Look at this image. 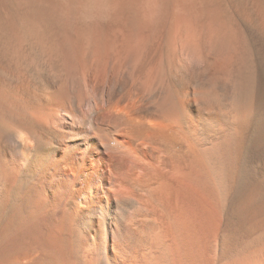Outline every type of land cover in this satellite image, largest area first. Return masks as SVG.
I'll use <instances>...</instances> for the list:
<instances>
[{
  "label": "bare ground",
  "instance_id": "bare-ground-1",
  "mask_svg": "<svg viewBox=\"0 0 264 264\" xmlns=\"http://www.w3.org/2000/svg\"><path fill=\"white\" fill-rule=\"evenodd\" d=\"M0 264H264V0H0Z\"/></svg>",
  "mask_w": 264,
  "mask_h": 264
},
{
  "label": "clouds",
  "instance_id": "clouds-1",
  "mask_svg": "<svg viewBox=\"0 0 264 264\" xmlns=\"http://www.w3.org/2000/svg\"><path fill=\"white\" fill-rule=\"evenodd\" d=\"M15 139L21 146H31L33 144L30 134L23 129L15 131Z\"/></svg>",
  "mask_w": 264,
  "mask_h": 264
}]
</instances>
